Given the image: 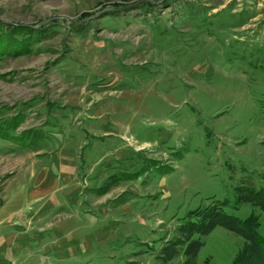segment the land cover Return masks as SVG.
Returning <instances> with one entry per match:
<instances>
[{
	"label": "rangeland",
	"instance_id": "rangeland-1",
	"mask_svg": "<svg viewBox=\"0 0 264 264\" xmlns=\"http://www.w3.org/2000/svg\"><path fill=\"white\" fill-rule=\"evenodd\" d=\"M155 1L0 0V264H160L223 200L264 235V0Z\"/></svg>",
	"mask_w": 264,
	"mask_h": 264
},
{
	"label": "trees",
	"instance_id": "trees-1",
	"mask_svg": "<svg viewBox=\"0 0 264 264\" xmlns=\"http://www.w3.org/2000/svg\"><path fill=\"white\" fill-rule=\"evenodd\" d=\"M41 32L44 33L45 30L40 29L35 34L40 35ZM5 37L0 34L2 45ZM235 191L239 203H247L264 210V186L256 188L242 185L237 186ZM229 205V201L223 200L190 211V217L178 228V237L169 240L157 254L160 264H198V256L205 242L201 237H194L195 233L206 236L218 226L235 232L244 240L243 247L232 264H264V235L259 232V217L255 214L246 217L231 215L225 209ZM180 257L184 259L176 261Z\"/></svg>",
	"mask_w": 264,
	"mask_h": 264
},
{
	"label": "water",
	"instance_id": "water-1",
	"mask_svg": "<svg viewBox=\"0 0 264 264\" xmlns=\"http://www.w3.org/2000/svg\"><path fill=\"white\" fill-rule=\"evenodd\" d=\"M149 1H152V0H149ZM154 2H156V3H159V1H155V0H153ZM136 5V4H135ZM132 6H134L133 4H131V5H127V6H122V7H116V8H106V10L108 11V10H123V9H128V8H131ZM85 20V19H84ZM83 22V21H82ZM72 26H75V24H72Z\"/></svg>",
	"mask_w": 264,
	"mask_h": 264
},
{
	"label": "crops",
	"instance_id": "crops-1",
	"mask_svg": "<svg viewBox=\"0 0 264 264\" xmlns=\"http://www.w3.org/2000/svg\"><path fill=\"white\" fill-rule=\"evenodd\" d=\"M12 252V251H11Z\"/></svg>",
	"mask_w": 264,
	"mask_h": 264
}]
</instances>
